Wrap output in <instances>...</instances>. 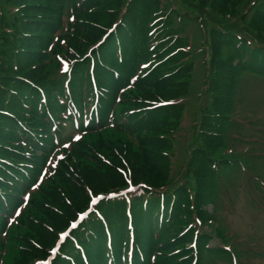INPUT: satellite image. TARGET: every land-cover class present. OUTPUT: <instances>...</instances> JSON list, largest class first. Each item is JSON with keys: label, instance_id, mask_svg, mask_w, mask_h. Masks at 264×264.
<instances>
[{"label": "trees", "instance_id": "1", "mask_svg": "<svg viewBox=\"0 0 264 264\" xmlns=\"http://www.w3.org/2000/svg\"><path fill=\"white\" fill-rule=\"evenodd\" d=\"M183 1L217 19L205 33L197 16L198 48L161 0H0V264L45 259L80 214L50 264L225 258L207 248L214 179L244 164L241 183L264 184L243 133L264 140V97L246 112L241 96L264 86V0Z\"/></svg>", "mask_w": 264, "mask_h": 264}, {"label": "rangeland", "instance_id": "2", "mask_svg": "<svg viewBox=\"0 0 264 264\" xmlns=\"http://www.w3.org/2000/svg\"><path fill=\"white\" fill-rule=\"evenodd\" d=\"M166 7L171 8L173 11V23L176 29L188 39L192 38V41L195 47H200L201 41H203V35L201 30L197 25V16L202 17V23L204 25V32L210 27L215 26V21L217 19L212 15L200 14L199 11L188 6L183 0H161ZM233 4H240V1L231 0ZM239 3V4H238ZM222 23H226V20H221ZM240 25V23H239ZM56 69L54 66L50 68V74L55 75ZM243 96L252 101L253 105L262 103V98L264 97V86L249 84L244 87L242 90ZM246 112H248V107H243ZM264 113V109H263ZM190 118H188L183 124L181 130L182 136L176 143V148L178 152L182 149V144L185 140L186 133L190 128ZM256 130H253V133L248 130L244 139L248 142H260L261 139L257 130L258 127H255ZM80 136H76L75 140L77 141ZM253 140V141H251ZM264 142V140H263ZM248 144L249 148L252 149L253 145ZM247 147V146H246ZM57 153L56 155H58ZM244 164L238 167H234L233 170L228 171L226 174H231L236 177L235 180L231 182H219L217 186H229L233 189L236 186L244 187L238 191V195L235 199H230L226 197V202H220L217 198L212 203V208L215 212L218 213L220 209L222 212L216 214L215 219L217 223L221 226L219 232L222 236V240L215 238L214 234L209 235V241L207 244L208 249H212L216 243L224 244L230 248V251L235 253L236 263L237 264H264V184L260 185H248L242 184L243 179H239L241 175V170L243 169ZM248 168V167H247ZM248 170V169H247ZM48 173V171H46ZM45 173V174H46ZM101 175L103 172H100ZM43 179V177H42ZM40 180V182L42 181ZM240 180V181H239ZM247 188L251 191L249 195L247 194ZM135 191V190H134ZM230 199V200H228ZM249 200L253 202V205H250ZM232 201V202H229ZM255 206V207H254ZM207 211V210H206ZM211 211V208H209ZM222 214V215H221ZM216 227H212L211 232ZM218 240V241H217ZM214 243V246H213ZM216 264V263H215ZM218 264H231L229 263H218Z\"/></svg>", "mask_w": 264, "mask_h": 264}]
</instances>
